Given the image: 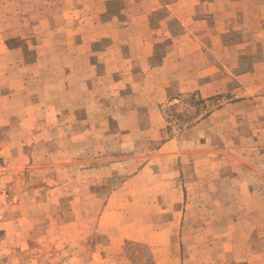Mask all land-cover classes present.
Returning a JSON list of instances; mask_svg holds the SVG:
<instances>
[{"label":"rangeland","instance_id":"1","mask_svg":"<svg viewBox=\"0 0 264 264\" xmlns=\"http://www.w3.org/2000/svg\"><path fill=\"white\" fill-rule=\"evenodd\" d=\"M75 2L0 0V264H264L263 225L260 234H249L247 222L240 232H208L203 201L193 216L187 196H125L134 188H124L150 161L141 176L179 190L173 155L155 151L187 141L183 132L208 115L209 144L230 129L233 151L264 150V0H229L225 23L196 21L191 42L168 38L161 13L148 25H105L123 1L85 0L105 13L93 26L100 34L86 26L84 41L60 24L32 22L56 21ZM166 57L177 71H145ZM174 80L210 84L214 94H178ZM152 81H170L178 102L157 105L166 127L148 135L139 127L153 122L152 111L140 108L126 137V123L113 118L124 116L127 99L134 108L150 97Z\"/></svg>","mask_w":264,"mask_h":264},{"label":"crops","instance_id":"2","mask_svg":"<svg viewBox=\"0 0 264 264\" xmlns=\"http://www.w3.org/2000/svg\"><path fill=\"white\" fill-rule=\"evenodd\" d=\"M93 1L100 2V0ZM102 1H123L126 5L118 17L112 16L105 23L107 26L113 23L122 25H148L150 16L154 13H161L162 16H160L159 24L167 28V37L172 39L180 38L187 42L197 40V31L194 28L190 29L196 21L203 20L209 24L208 20H211L210 24L212 26H214V20H221L222 24L223 22L225 23L227 17L223 13L229 4V0H170L168 2L164 0ZM65 2L62 1L61 3ZM84 2L85 0H77V3L75 2L76 5L71 8L62 6V14L58 11L59 15L56 21L47 16L42 21L34 20L32 22H36V24L41 22L60 24L66 28L64 31L66 34L76 35L78 41H84L86 40L84 35L86 26L92 28V30L90 29L92 34H100V31H95L93 26L101 24V15L105 13V9H99L100 6H97L99 3L93 4L90 7ZM198 10L204 11L203 16H199V19L197 17L202 12L196 13ZM173 24H176L177 28H181V34L176 37L170 33ZM222 28L221 31L224 30L225 32L226 29ZM67 39L69 40V36ZM93 39L95 40V38ZM166 60L167 57L160 66L148 67L145 71L157 75L170 69L177 71L175 68L168 69ZM175 67L176 69L178 68V66ZM178 71L190 72V69L180 68ZM150 83L153 84L150 88L154 90V93L150 94V97H145L144 100L142 98L140 100L141 103L134 108L129 99H127L128 108L124 116L116 117L115 115L114 118L112 116L115 121L122 120V122L126 123V137H130L134 133L135 127L132 124V118L138 114L140 108H147L148 111H152L150 118H153V122L150 125L146 121L145 126L139 127L140 134L148 135L154 128L163 130L166 126L157 105L167 104L169 106L178 100L173 96H168L170 95V81L168 85H162V82L157 81ZM172 86L176 88L178 94H186L194 90L199 91L202 99L214 94V92L211 93L213 86L210 84L198 86L196 82L191 80L189 82L180 80L176 85ZM147 87L142 89L140 93L141 97L149 95H145L144 92ZM158 94L161 95L159 96ZM155 95L158 97H153ZM212 117V115L205 116L204 119L199 120L200 122L198 121L199 123L196 121L195 125L186 129L183 134L188 135L187 141L183 139L170 140L155 151V155L162 158L167 157L169 154L173 155V158L176 160V174L182 179L179 190L176 183H169L170 180L165 178H158L156 181H153V178L141 176H146L152 167V162L144 161L141 164L138 175H134L126 180L124 184L125 190L131 185L129 188H134V191L126 193L125 196H187V201L189 202L187 206L188 213H191L193 216H197L198 214L193 213L191 210H198V205H201L200 202H204L203 215L206 219H209L205 223L207 226L206 231L229 234L233 231V228H237L235 230L240 232L241 225L247 222L249 223L247 225H250V228L247 230L249 234H260L262 225L264 227V150L255 146V148L248 146L244 147V150L233 151L229 145V137H234V130L230 129L225 130L226 132L222 134V138L224 139H221L220 142L215 143L213 141L209 144L207 137L210 134L207 132L206 127L212 122ZM200 129L201 131L198 132ZM204 130L206 131L204 132ZM196 133L199 136L203 134V136L196 140L194 138ZM183 134L179 136L184 137ZM121 190L122 188L112 191L109 196H117ZM209 246L208 244L206 247ZM250 247L254 249L261 248L259 242L256 243L255 240Z\"/></svg>","mask_w":264,"mask_h":264}]
</instances>
